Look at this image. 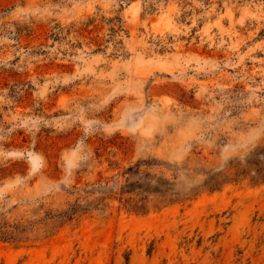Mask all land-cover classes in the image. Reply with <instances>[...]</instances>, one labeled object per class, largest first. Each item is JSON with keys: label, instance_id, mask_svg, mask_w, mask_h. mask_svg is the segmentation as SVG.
Wrapping results in <instances>:
<instances>
[{"label": "rangeland", "instance_id": "374dc122", "mask_svg": "<svg viewBox=\"0 0 264 264\" xmlns=\"http://www.w3.org/2000/svg\"><path fill=\"white\" fill-rule=\"evenodd\" d=\"M263 145L264 0H0V264H264Z\"/></svg>", "mask_w": 264, "mask_h": 264}, {"label": "trees", "instance_id": "16d2710c", "mask_svg": "<svg viewBox=\"0 0 264 264\" xmlns=\"http://www.w3.org/2000/svg\"><path fill=\"white\" fill-rule=\"evenodd\" d=\"M117 30L118 29L111 28L110 37L112 39L117 35ZM117 43H120V41H117ZM260 155L263 156V159L256 164L255 168H251L250 170L253 173V178H257L256 181L264 179V145L253 149L251 160L257 159ZM80 209L81 207L78 204L68 205L67 208L56 211L55 213L45 212V216L41 217L38 221L35 220L28 223L27 221H8L1 218L0 240L18 243L28 240V238L37 240L47 237L54 234L62 224L72 220Z\"/></svg>", "mask_w": 264, "mask_h": 264}]
</instances>
